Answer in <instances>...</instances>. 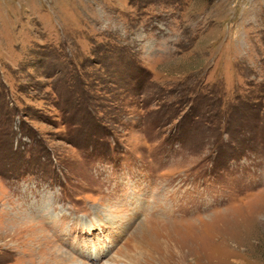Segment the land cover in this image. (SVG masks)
<instances>
[{
  "label": "rangeland",
  "instance_id": "374dc122",
  "mask_svg": "<svg viewBox=\"0 0 264 264\" xmlns=\"http://www.w3.org/2000/svg\"><path fill=\"white\" fill-rule=\"evenodd\" d=\"M0 264H264V0H0Z\"/></svg>",
  "mask_w": 264,
  "mask_h": 264
}]
</instances>
